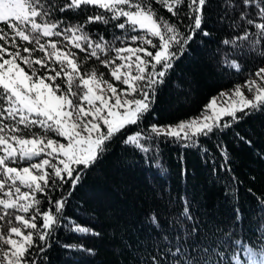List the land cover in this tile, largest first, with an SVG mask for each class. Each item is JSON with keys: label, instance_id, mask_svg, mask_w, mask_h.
<instances>
[{"label": "snow or ice", "instance_id": "1", "mask_svg": "<svg viewBox=\"0 0 264 264\" xmlns=\"http://www.w3.org/2000/svg\"><path fill=\"white\" fill-rule=\"evenodd\" d=\"M262 3L264 0H243V6L254 7L257 19L264 21ZM210 6V0H63L62 6L48 0H0V24L6 26L0 27V264H48L47 252L53 244L66 251L96 254L83 244H60L55 234L71 225L68 230L72 233L99 235L71 221L65 209L86 171L103 158L114 139L148 154L161 138L190 149L201 147V137H216L217 149L228 160L223 133L264 109V87L256 81H245L252 99L239 85L234 89L235 99L228 97L226 107L212 98L204 110L210 115L158 124L153 112L157 88L174 63L190 50L191 43L211 38L204 26L205 9ZM91 8L99 11L87 14L82 23L62 27L64 19L51 18L57 12L88 13ZM160 8L170 16L161 15ZM247 23L259 29L255 35L264 40V22L248 19ZM91 24L122 30L113 41L123 39L124 46L113 47L103 35L93 39L86 31ZM249 34L245 31L237 39L247 40ZM73 48L99 60L122 87L118 90L95 70L81 74ZM113 51L115 55L108 58ZM36 52L42 55L36 56ZM229 66L240 68L234 62ZM255 75L264 81V67ZM58 78L64 80L65 88L56 83ZM150 113L153 118L146 122ZM33 128L41 132H32ZM235 136L251 145L240 133ZM21 161L27 166H20ZM44 202L48 206L41 210ZM257 203L264 208L259 200ZM183 214L190 219L188 208ZM151 221L157 224L155 214ZM214 247L215 241L192 252L178 242L175 252H170L172 264H264V251L247 249L249 259L245 261L235 253L228 256L221 247L228 256L224 260L213 252Z\"/></svg>", "mask_w": 264, "mask_h": 264}, {"label": "trees", "instance_id": "2", "mask_svg": "<svg viewBox=\"0 0 264 264\" xmlns=\"http://www.w3.org/2000/svg\"><path fill=\"white\" fill-rule=\"evenodd\" d=\"M48 2L62 6L63 0ZM210 5L205 9L204 26L211 38L191 43L190 50L174 63L157 88L153 112L158 124L178 123L201 113L217 93L245 83L264 67V40L255 35L259 29L247 23L248 19L264 22L257 19L256 9H246L243 0H210ZM97 11L91 8L88 13L77 14L69 10L51 18L64 19V27L82 23L87 14ZM159 13L170 16L162 8ZM0 27L6 28L2 24ZM86 31L93 39L103 35L113 47L124 46L123 39L113 41L122 30L110 31L101 24H91ZM245 31L250 33L248 39H237ZM224 40L234 43L225 45ZM253 40L258 42L253 44ZM72 50L77 54L81 74L95 70L105 80L114 81L99 60ZM114 55L110 52L108 58ZM233 62L240 65L239 70L229 66ZM56 83L65 88L63 79L58 78ZM152 118L150 113L145 120ZM237 132L251 145L238 140ZM49 136L55 137L51 133ZM221 139L229 154L227 161L217 149L216 137H201V147L190 149L161 138L148 154L133 151L114 139L110 150L86 171L65 209L71 221L99 235L72 233L68 230L71 225L55 234L60 244H83L96 254L66 251L53 244L47 252L48 264H172L170 252H175L178 242L182 248L199 252L215 241L213 252L220 253L224 260L235 253L246 261L247 249L264 251V208L257 203L259 200L264 204V109L234 124ZM20 166H27V162L21 161ZM37 196L44 200L41 194ZM47 206V202L42 203L41 210ZM185 207L190 219L184 217ZM153 214L156 225L151 221ZM193 227L195 232L191 231ZM221 247L228 256L220 251Z\"/></svg>", "mask_w": 264, "mask_h": 264}, {"label": "rangeland", "instance_id": "3", "mask_svg": "<svg viewBox=\"0 0 264 264\" xmlns=\"http://www.w3.org/2000/svg\"><path fill=\"white\" fill-rule=\"evenodd\" d=\"M250 80H254L261 87H264V81H261L256 75H254ZM108 81H110V80H108ZM110 82H113L115 84V86H117L118 90L122 87V85H120L119 82H115V81H110ZM237 85H239L241 87V90L243 91L244 95L248 99H252L253 98V92H250L248 90V87L246 86L245 83H240V84H237ZM236 86H233L231 88L224 89L220 93H217L215 96H213V98L214 97L216 98V103H217L218 106H224V107H226L227 104H228V97H232V99H235L234 89H235ZM221 93H225L227 95L222 96ZM204 114L210 115L211 113H210V111L208 113H205V111L203 110L201 113H199V114H197V115H195L193 117H200V116H202ZM193 117H190V118H193ZM187 119H189V118H187ZM187 119H185V120H187ZM169 124H176V123H169ZM51 138H57V137H51ZM4 247H5V249L7 248V246H4Z\"/></svg>", "mask_w": 264, "mask_h": 264}]
</instances>
